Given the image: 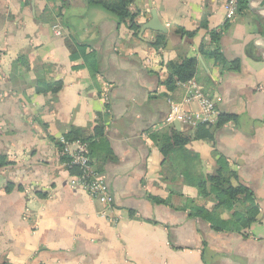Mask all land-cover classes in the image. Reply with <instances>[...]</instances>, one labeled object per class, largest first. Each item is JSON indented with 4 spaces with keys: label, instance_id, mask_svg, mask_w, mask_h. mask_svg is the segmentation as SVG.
<instances>
[{
    "label": "crops",
    "instance_id": "obj_1",
    "mask_svg": "<svg viewBox=\"0 0 264 264\" xmlns=\"http://www.w3.org/2000/svg\"><path fill=\"white\" fill-rule=\"evenodd\" d=\"M224 1L133 0L140 28L151 9L167 28L155 49L158 31L134 37L99 3L0 0V264H264V0H245L233 21ZM179 55L196 58L192 78L216 99L211 138L166 121L184 94L164 82ZM73 133L116 222L71 185L58 137ZM219 158L255 199L244 233L191 214L214 207L198 182Z\"/></svg>",
    "mask_w": 264,
    "mask_h": 264
},
{
    "label": "trees",
    "instance_id": "obj_2",
    "mask_svg": "<svg viewBox=\"0 0 264 264\" xmlns=\"http://www.w3.org/2000/svg\"><path fill=\"white\" fill-rule=\"evenodd\" d=\"M90 2L101 4L106 10L111 12L118 22L124 23L131 31L134 37H137L140 24L137 22V17L140 14V10L136 7L130 9V4L133 0H89ZM246 5L245 0H241L239 3ZM220 32L212 31L211 40L217 43L219 40ZM150 45L155 49L164 48L166 45V36L162 32H157L156 37L150 42ZM211 55L215 58L221 59V55L215 48L212 50ZM196 58L186 55H179L177 59L167 62V76L165 84L168 89H173L176 85L181 84L194 76L196 70ZM234 61L233 64H236ZM52 85V84H51ZM42 85H38V89L42 90ZM52 91H56L58 84L52 85ZM41 88V89H40ZM195 137L204 138L212 137V128L210 124H199L196 128ZM67 139L75 140L80 139L85 141L76 133L73 135H67ZM1 159V158H0ZM62 159L66 157L62 156ZM0 160V165H2ZM219 169L214 175L207 177L206 179L198 182L199 192L201 194H214L215 204L211 209H205L203 207H193L191 214L200 216L207 220L210 225L216 230L220 231H234L237 233H244V231L253 223L256 219L258 210L253 197L252 192L244 185H233L231 179L235 178V174L229 170L227 163L223 158L217 160ZM71 173L77 174L78 168L73 166L69 169ZM225 210L231 212L227 219L220 216L218 210Z\"/></svg>",
    "mask_w": 264,
    "mask_h": 264
},
{
    "label": "built area",
    "instance_id": "obj_3",
    "mask_svg": "<svg viewBox=\"0 0 264 264\" xmlns=\"http://www.w3.org/2000/svg\"><path fill=\"white\" fill-rule=\"evenodd\" d=\"M241 0H225L223 8L227 21H233L238 11ZM184 86V94L180 100L168 99L169 113L167 122L178 121L181 124L195 128L199 124H215L219 117L216 99L206 94L197 84L194 78L181 83ZM194 104L195 109L189 106ZM61 144L60 155L66 157L63 164L67 169L76 166L78 173L73 174L71 185L85 190L92 198L99 201L104 207L98 215L110 218L112 211V196L106 182L105 175L93 166L88 144L80 139L69 140L64 135L58 137ZM116 222L115 218H110Z\"/></svg>",
    "mask_w": 264,
    "mask_h": 264
},
{
    "label": "water",
    "instance_id": "obj_4",
    "mask_svg": "<svg viewBox=\"0 0 264 264\" xmlns=\"http://www.w3.org/2000/svg\"><path fill=\"white\" fill-rule=\"evenodd\" d=\"M145 30L167 33V28L160 22L157 13L154 9L150 10L149 20L141 25L140 31L143 32Z\"/></svg>",
    "mask_w": 264,
    "mask_h": 264
}]
</instances>
